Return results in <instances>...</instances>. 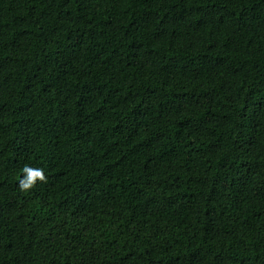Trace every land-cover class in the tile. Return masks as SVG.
Here are the masks:
<instances>
[{"label": "trees", "instance_id": "obj_1", "mask_svg": "<svg viewBox=\"0 0 264 264\" xmlns=\"http://www.w3.org/2000/svg\"><path fill=\"white\" fill-rule=\"evenodd\" d=\"M0 264H264V0H0Z\"/></svg>", "mask_w": 264, "mask_h": 264}, {"label": "clouds", "instance_id": "obj_2", "mask_svg": "<svg viewBox=\"0 0 264 264\" xmlns=\"http://www.w3.org/2000/svg\"><path fill=\"white\" fill-rule=\"evenodd\" d=\"M29 182H26L24 178L21 179L20 182V187L22 189H27L29 187H31L32 184H34L36 182L37 179L39 180H43L45 178L44 176V172L42 169H33L29 166H26L24 169Z\"/></svg>", "mask_w": 264, "mask_h": 264}]
</instances>
